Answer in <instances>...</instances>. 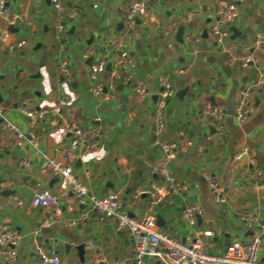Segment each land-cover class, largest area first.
Returning <instances> with one entry per match:
<instances>
[{"label": "crops", "instance_id": "0c3cea01", "mask_svg": "<svg viewBox=\"0 0 264 264\" xmlns=\"http://www.w3.org/2000/svg\"><path fill=\"white\" fill-rule=\"evenodd\" d=\"M3 1L10 13L21 15L22 20L9 29L13 38L25 39L26 44L13 51L0 44V124L14 123L26 137L17 144L10 132H0V180L8 183L0 189V223L22 237L15 248L17 260L0 258V264H38L37 246L55 248L61 264H95L100 257L102 264H135L132 235L118 229L113 218L100 220L71 191L59 197L54 207L31 205L37 192L58 194L56 178L41 167L45 156L60 158L59 149L71 137L62 124L49 125L48 115L41 121L45 130L38 134V144L32 146L27 119L17 111L23 99L28 109L60 112L83 130L100 129L99 146L77 150L74 174L91 192L117 191L122 210L130 216L138 218L146 212L155 187L164 195L158 171L166 166L187 189L172 199L165 196L158 205L156 215L162 218L163 231L184 243L201 239L206 251L214 254H221L230 241L249 242L259 232L246 228L241 215L253 213L264 220V95L254 93L258 102L254 99L253 114L237 123L238 92L254 79L256 66L241 68L238 61H230L252 54L264 67V48L255 46V35L264 23V0H243L223 45L208 28L222 0H148L149 19L135 21L128 32L118 26L133 0H60L78 11L75 19L66 22L63 38L71 81L59 70L50 0ZM171 24L176 30L168 36L165 31ZM120 39L135 64L124 70L132 74L133 82L118 83L107 99L94 97L88 90L89 65L105 59L111 43ZM84 51H90L89 63L81 57ZM115 58L110 52L109 59ZM100 77L107 81L109 70ZM161 77L170 80L175 94L165 107V129L156 136L154 109ZM135 82L145 85V100L135 93ZM184 88L186 92L177 96ZM206 103L224 107L223 134L201 114ZM168 141L176 146L173 159L166 161L161 146ZM243 148L247 155L237 159L235 154ZM203 172L218 179L226 203L213 202ZM107 183L113 186L105 190ZM194 203L201 211L190 226L183 210ZM84 213L85 221L70 225ZM205 230L212 235L204 237ZM80 244L82 252L77 249ZM259 256L264 259V244ZM144 260L159 264L150 256Z\"/></svg>", "mask_w": 264, "mask_h": 264}, {"label": "built area", "instance_id": "2783aa9c", "mask_svg": "<svg viewBox=\"0 0 264 264\" xmlns=\"http://www.w3.org/2000/svg\"><path fill=\"white\" fill-rule=\"evenodd\" d=\"M243 0H222L214 10V21L208 25L210 33L215 41L221 45L229 35V26L238 18L240 14V5ZM55 15V38L58 41L59 52V70L62 76L72 80V74L68 68L67 61L63 57L66 44L63 41L66 32V22L75 19L78 11L74 8L65 7L60 0H50ZM150 16L148 0H133L124 9L123 30L130 31L136 19L146 21ZM0 20L3 26L0 28V44L4 45L9 51L16 50L26 44L25 39H15L10 32V26H13L19 20L21 15L10 13L3 0H0ZM176 30L174 24L168 26L165 34L170 36ZM171 45V44H169ZM255 46L264 48V23L263 28L255 35ZM115 54L114 60L109 59V54ZM82 59L90 57V51H84ZM238 61L241 68H247L250 64L256 66V74L252 81L243 85L238 92V99L235 105L234 118L237 123L246 121L255 110L254 93L264 95V67L256 62L252 54H246L242 57L233 58L230 63ZM107 64L110 65L109 77L103 81L100 75L106 70ZM135 66L133 59L124 48L123 41L116 40L111 43L110 50L105 59L99 60L89 65L88 77L90 86L89 93L97 98L107 99L111 92L115 91L118 83L131 84L133 76L130 72H124L126 68L131 69ZM159 91L157 93L154 109V134L159 135L166 126L165 107L168 100L174 96L175 89L166 77L160 78ZM134 90L140 100L148 97V91L143 83L134 84ZM27 99H23L17 105V111L27 119L29 143L36 147L39 140V133L45 130L41 121L50 115L49 125L55 126L62 124L70 135L71 140L66 146L59 149L60 158L47 157L43 159L41 170L48 172L56 178L58 185V194L52 195L47 192H37L31 199L33 207L49 208L57 204L59 197H67L69 191L73 193L80 204H86L90 210L98 215L100 220L113 218L118 229L127 230L135 240L134 261L135 264H146L145 258L150 256L156 259L159 264H264L259 252L264 244V220L253 213L241 215L246 228L259 230L255 233L249 242L233 240L228 243L221 254L207 252L205 244L201 239H194L188 243L181 242L175 237L163 231L157 223L156 211L163 198L168 199L181 195L186 189L187 184L180 181L178 177L168 167H160L158 173L165 185L164 195L155 187L156 194L152 196L146 212L141 217H132L123 209L122 199L117 191H108L105 194L91 192L89 188L80 182L73 171V162L78 158L77 150L79 148L93 149L100 144V129H81L74 121L68 120L62 113H51L47 109H28ZM201 114L210 119L218 133L225 132L224 116L225 109L221 104L206 103L201 109ZM2 116V107L0 106V117ZM7 130L10 132L17 144L26 137L20 128L9 121L0 124V132ZM156 139L153 143H156ZM175 141L164 142L161 146L166 161L174 157ZM247 155V149L243 148L235 154L237 159ZM253 164V161H250ZM259 175V171H255ZM205 179L214 203L224 204L227 202L226 196L218 179L208 172L202 173ZM8 185L0 180V189ZM201 209L198 204H189L183 210V218L190 226H194L197 216ZM87 213L82 214L77 220L70 221V225L82 223L87 218ZM204 237L212 235L211 230L203 232ZM21 235L9 229L8 225L0 223V258L7 262L17 260L16 247L20 245ZM38 264H61L57 250L53 247L43 249L37 246ZM104 258L100 257L95 264H102Z\"/></svg>", "mask_w": 264, "mask_h": 264}, {"label": "water", "instance_id": "95a60500", "mask_svg": "<svg viewBox=\"0 0 264 264\" xmlns=\"http://www.w3.org/2000/svg\"><path fill=\"white\" fill-rule=\"evenodd\" d=\"M141 21L139 20V19H136V23H140ZM120 26H123V23L122 22H120L119 23V28L118 29H120ZM11 28V27H10ZM96 52H98V51H96ZM92 60V56H90L89 58H88V61H87V63H89L90 61ZM106 69L107 70H109L110 69V65L109 64H107V66H106ZM224 69V68H223ZM225 71H227L226 69H224ZM186 90H187V88H184L183 90H180L178 93H177V96H179V97H181V94H184V92H186ZM255 99V103H257L258 102V98L257 97H255L254 98ZM113 186V184L112 183H107L106 184V188H105V190H107V188L108 187H112ZM157 216V223L159 224V226H162V218H160L158 215H156ZM198 217V216H197ZM78 251H81L82 252V249H83V245L82 244H80L79 246H78Z\"/></svg>", "mask_w": 264, "mask_h": 264}]
</instances>
